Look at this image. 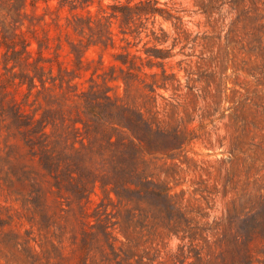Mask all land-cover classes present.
I'll return each mask as SVG.
<instances>
[{"label":"rangeland","instance_id":"rangeland-1","mask_svg":"<svg viewBox=\"0 0 264 264\" xmlns=\"http://www.w3.org/2000/svg\"><path fill=\"white\" fill-rule=\"evenodd\" d=\"M117 1L127 2L0 0V264H22L14 244L24 238L38 254L53 244L50 264H127L121 248L131 254L130 264L139 256L170 264L167 256L179 246L190 250L184 264L194 261L192 248L221 264L233 201L236 214L225 239L243 237L258 264L264 249L258 236L264 222V0H157L159 8L178 11L181 30L158 17L137 24L138 37L123 35L119 21L108 19L107 6ZM88 16L102 28L82 30ZM160 28L168 37L162 46L150 36ZM155 45L170 57L150 61L145 52ZM121 78L130 85L126 95ZM162 82L164 88L150 93L149 85ZM115 103L140 109L161 129L184 130L186 142L157 159L137 155L118 127L128 119ZM145 180L152 192L172 197V207L140 197L135 191L144 190ZM181 219L196 230L193 241L188 229L172 231L185 224ZM201 229L208 235L200 236Z\"/></svg>","mask_w":264,"mask_h":264},{"label":"trees","instance_id":"trees-1","mask_svg":"<svg viewBox=\"0 0 264 264\" xmlns=\"http://www.w3.org/2000/svg\"><path fill=\"white\" fill-rule=\"evenodd\" d=\"M3 2L7 3L8 5H12L11 0H3ZM60 3H71L73 0H59ZM159 3L157 0H137L136 3L132 4L131 0H127L126 4H122L121 2L117 1L116 3L107 6L111 12L108 15L109 20H118L119 21V29L120 32L123 35H136V37L140 36L142 33V28L140 26H137V24L142 25L143 21H148L152 20V23L157 20V18H161L162 20L166 22H170L172 26L176 30H181L182 28V21L181 17L176 15L178 11H174L173 9H166V8H159L158 7ZM174 11V12H173ZM106 17V16H103ZM81 19V18H80ZM83 27L82 30L87 28L89 31H93L92 24L95 27H101L102 25L100 23V20L97 19L94 21L91 16H88L87 19L83 20ZM98 22V23H97ZM110 23V22H109ZM107 34H109V29L108 25H105ZM160 33H157L154 30L150 31V36L152 37L153 41L157 45H164L168 37L164 33L163 29H159ZM183 33V31H181ZM189 36L190 34L187 35V38H185L186 44L189 43ZM198 39L197 36L193 38V43ZM205 39V38H204ZM147 58L150 61H164L165 59L170 57V52L169 50H163V49H158L156 45L152 50H148L145 52ZM129 56V53L127 54ZM119 63L122 66H126L128 71L134 68V65L131 64L130 62L128 63L127 60H119ZM157 65H160L161 63H156ZM122 71V70H121ZM124 72V71H122ZM128 76H132L130 73H126ZM162 78H166V74L164 69L162 68V72L160 75ZM151 78L157 77L156 73H153L150 75ZM122 82L124 83L125 89H124V94L126 95L128 88L130 85L128 84V81L125 80L124 78H121ZM111 81H116L117 78H110ZM150 93L155 94V88L156 87H165V82L161 83V86H157L155 83H152L151 85L148 86ZM117 100L119 98H116ZM120 100V99H119ZM122 101V100H121ZM115 108H119L123 114L127 117V124L126 125H121L119 124L118 127L120 130L126 135V138L128 139L129 144L133 147L135 153L137 155L142 157H150L153 159H157L158 157L166 156V155H171L174 152L180 150L183 146V144L186 142V133L184 130H181L177 127L171 129V130H164L161 129L160 126L152 121V118L146 117L145 114L140 110V109H135L133 110H128L126 109L123 105L119 106L116 105L115 103ZM245 103H243L242 108H244ZM239 110V109H238ZM237 110V111H238ZM149 111V110H146ZM149 113V112H146ZM235 118H237V115H234ZM254 124V122H250ZM156 126L155 129H153V126ZM154 134H160L161 138L158 139L154 137ZM44 135V133H43ZM111 139V138H110ZM183 141V142H180ZM111 143V142H109ZM142 187H144V190H137L135 191L140 197L143 196H155L158 198L163 199L165 202H167V205L172 207L171 203V198L169 195L162 194V193H154L152 192L148 186L151 185V183L148 180L141 181ZM115 195L118 199V201H123L121 200V196L119 195L118 192H115ZM256 195L254 196L253 199L251 197H248L247 200H245V203H251V200L256 201ZM261 198V195L260 197ZM127 203V202H126ZM232 207L230 209H227V217H226V222L225 226L222 229V243H224V253L226 254V258L221 256V264H253L252 258H250L249 251H248V245L246 243L244 244L243 237L239 236L237 233L232 235V238L230 242H227L225 239L227 235H230L231 227L233 226V221H232V215L236 214V203L233 201ZM169 213H172L170 211ZM181 221L185 222L183 225L177 224L173 226L172 231H175L174 233H178L179 230H182L185 233V229H188V231L192 232L189 234L190 239L193 241L195 239V233L196 230H193V228H189V224L185 219H181ZM171 221H169L170 223ZM168 223V225H170ZM172 223V222H171ZM260 227V234L258 235L261 239L264 240V222L263 223H258ZM218 227L219 224H216ZM102 235L105 240L106 246L109 248L111 255L114 257H118L119 253L115 250V247L113 244L110 242V235L107 232V227L106 226H100ZM170 227V226H167ZM185 227V228H182ZM169 229V228H167ZM178 229V230H176ZM197 229V228H196ZM218 229V228H216ZM230 230L227 235L226 231ZM171 231V230H170ZM246 231L248 234H256V230L254 228L247 227ZM124 233V232H122ZM208 230H200V236L205 234L206 236L208 235ZM125 235V234H124ZM248 237V236H247ZM181 239H184L182 236ZM248 241V240H247ZM29 240L26 238L22 239V243H17L14 244V246L19 245L21 249L18 251L20 256H21V262L22 264H50V259H51V254L54 253L57 249L54 247L53 244L50 245L49 250H43V247L40 246V254L36 253L34 249L28 246ZM226 242V244H225ZM216 244V243H215ZM248 244V243H247ZM15 246V247H16ZM191 246V245H190ZM193 251V258L194 261L188 264H218V258H213L212 255L207 254V257H209L206 260H203L200 256L199 250L192 248ZM119 252L124 255L122 260H124L127 264H130L129 259L132 258L131 254H129L126 251H123L122 248L119 249ZM186 252L190 253L189 249H185V246H179L177 248L176 253H172L167 256L168 261L170 264H184L187 260ZM263 256V258L256 259L258 264H264V249L260 252ZM143 257L144 256H139V258L135 261L136 264H153L154 260L153 258H147V262H143ZM42 259L45 261L42 262ZM84 264V262L82 263ZM165 264V263H164ZM220 264V263H219Z\"/></svg>","mask_w":264,"mask_h":264}]
</instances>
